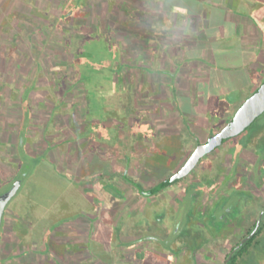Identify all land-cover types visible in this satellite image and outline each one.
<instances>
[{
    "label": "rangeland",
    "instance_id": "374dc122",
    "mask_svg": "<svg viewBox=\"0 0 264 264\" xmlns=\"http://www.w3.org/2000/svg\"><path fill=\"white\" fill-rule=\"evenodd\" d=\"M163 1L166 10L187 16L202 6L197 0ZM63 3L0 0L4 68L20 64L13 52L20 48L29 58L23 70L30 74L36 59L43 73L25 76L26 89L18 88L19 79L15 88H0V194L10 185L2 180L15 170L9 182L21 181L5 206L0 264H192L177 241L175 229L184 225L187 211L178 208L179 199L145 194L138 203L145 207L136 212L128 193L136 180L149 190L175 174L197 147V136H206L199 124L220 125L229 117V97L253 91L264 68V43L242 56L223 49L228 56L208 63L206 46L218 47L223 35L235 31L220 7H208L210 15L196 31L198 39L216 35L218 42L190 45L183 36L176 46L172 20L150 19L156 8L140 0ZM248 14L264 29V0ZM150 59L155 67L173 64L172 72L183 70L196 81L188 79L184 94L172 87L161 95L160 82L149 88L139 77L160 73L141 66ZM129 158L140 160L139 176L119 185ZM260 256L264 264V249Z\"/></svg>",
    "mask_w": 264,
    "mask_h": 264
},
{
    "label": "flooded vegetation",
    "instance_id": "af4514ba",
    "mask_svg": "<svg viewBox=\"0 0 264 264\" xmlns=\"http://www.w3.org/2000/svg\"><path fill=\"white\" fill-rule=\"evenodd\" d=\"M63 17H66V12L61 16ZM260 28L264 30L262 26ZM256 40L262 45L264 33ZM38 64L40 67L39 62ZM258 75L260 76L253 82L255 84L251 87L254 89L249 95L245 98L240 95L229 97V104L226 106L228 110L225 112L229 117L224 122L217 125L218 120H213L199 124L201 130L207 132L206 136H197V146L229 123L242 103L264 82V68ZM170 117L179 121V116L174 113ZM203 157L207 160L202 167L195 169ZM201 158L192 170L175 182L165 184L166 179L149 186L152 187L149 190H145L138 180L134 185L142 195L155 196L159 193L160 198L179 199L178 208H185L187 211L184 225L175 231L177 241L181 242L182 252L192 264H259L257 259L263 258L260 253L264 249V108L247 126ZM135 170L138 171V168L135 167ZM15 174L2 180L1 185L10 184L7 190L18 182H9ZM172 184H176L178 190L171 191L169 188ZM8 219L4 208L0 227ZM141 256L140 254L139 257Z\"/></svg>",
    "mask_w": 264,
    "mask_h": 264
},
{
    "label": "crops",
    "instance_id": "0c3cea01",
    "mask_svg": "<svg viewBox=\"0 0 264 264\" xmlns=\"http://www.w3.org/2000/svg\"><path fill=\"white\" fill-rule=\"evenodd\" d=\"M141 4L144 7L152 10L154 9V12L156 13L154 16H150V19H152L153 17L156 16H160L161 18L165 19V18H169L172 20L173 22V29L170 32V34H172L173 30H174V35L175 36V43L176 46L177 44H179L178 39H182L184 37L188 38V44H193L195 42L197 43H202L205 42L206 45L210 42L212 43H216L218 42L219 38L216 35H212V36H206L204 38H202L201 40L198 39L200 38L199 36H196L197 32L199 30V26L203 25L202 23H204L207 19V17L210 15L208 13V7H220L223 10H226L225 12L226 15L224 16L226 21H229L231 23H234L236 26L234 28V32H229L228 34L223 35L222 40L220 41L221 44L218 45V47H216V45H213V48L208 47V45L205 47L207 50L203 53L204 56L206 57V61L208 63H213L214 61V56H217L219 54V56L223 57V56H228V55H235V56H242L244 51L247 49H249V46H258L260 44H258L256 38L259 37L260 34L264 33V30H259L258 26H254V24L257 23V18H255L253 15H249L248 11H251L253 7H255L257 0H197L200 1V3H202L201 9L200 10H193L192 13L190 12L189 15L187 16V13H180L179 11L176 12H172L170 10H166L165 6V2L163 0H140ZM204 3L207 5L204 6ZM162 11V13L158 12L159 9ZM146 27L148 26L147 23H143L142 27ZM258 27V28H257ZM186 31H188L190 34L187 35ZM166 36V35H165ZM184 36V37H183ZM172 38V36H168V38ZM228 49V50H232L233 52H231L230 54L226 55L224 54L225 52H223V49ZM1 50V49H0ZM220 50V51H219ZM222 50V51H221ZM13 52L15 54H17V56L19 57L20 64H14L15 67H13L14 69H12L11 71H7L6 66L4 68V65L8 64L5 56L3 55V50L0 51V88H6L8 87L9 83L10 85L14 84L15 79H19L21 80V85L18 86V88L21 89H26L28 88L27 84L25 83V76L31 77L32 75H34L35 73L37 74L39 71H41V75H43L42 70L39 67L38 64V60H32L35 62V69L36 71L32 70V72L29 74L27 72V70H23L25 61L29 58H25L23 57V51L20 48H16L13 50ZM220 52V53H218ZM10 61V60H9ZM11 63V61H10ZM141 63L139 64H134V69L133 71L136 72L138 71L137 67L140 66ZM147 64V65H146ZM168 66L164 65V66H157L155 67L154 64H151V59L149 60V62H143V64L141 66H144V68H150V70L153 71H158L160 73L156 74V75H146L144 73L141 74V72H139V77L140 79L144 80V84H149V88H153L152 84H154L153 82H160L162 84V90H160V94L161 95H168L170 94V89L173 87V89H175L179 94H184L186 90H188V85H187V81L188 79L193 81L195 80L194 76H190L187 74H184L181 70L180 71V75L176 74L177 72H172V70H174L176 67L173 64H167ZM19 67H21L19 69ZM198 72H205V68H198L197 69ZM200 70V71H199ZM61 70H56V71H52L53 74H56V72H59ZM191 72V70H187V73ZM13 75L14 78H10ZM201 76V74H199ZM8 79V80H7ZM23 83V85H22ZM13 88H15V84L12 85ZM24 87V88H23ZM156 95V94H155ZM5 97L4 94L1 92L0 90V98ZM155 98V97H154ZM153 100H157L159 101V99H153ZM174 115H176L178 117L177 114L174 113ZM179 119V118H177ZM119 165V164H118ZM99 166V165H98ZM101 166V165H100ZM124 166V173H122V176L119 177V181L118 184L119 185H123L124 182H126V179H131V176H139V171L135 170V167H140V160L139 161H134L132 159H127L126 162L123 164ZM102 167V166H101ZM99 168V167H98ZM137 179V178H136ZM112 182V181H111ZM142 183V182H140ZM145 183V182H144ZM147 184V183H146ZM132 189L130 191V195H128L127 198H131V202L130 205L131 207H133L134 211L139 212L141 209L143 210L145 207V203L144 205L142 204V206L140 207L138 205V203L142 200V194L140 193L139 189H137V187H135V185H131ZM105 216H108V212L106 214H104ZM81 226H83L85 229L88 227V224L86 223H80ZM3 231H5V228L3 229ZM31 259H41V257H31Z\"/></svg>",
    "mask_w": 264,
    "mask_h": 264
},
{
    "label": "water",
    "instance_id": "95a60500",
    "mask_svg": "<svg viewBox=\"0 0 264 264\" xmlns=\"http://www.w3.org/2000/svg\"><path fill=\"white\" fill-rule=\"evenodd\" d=\"M264 108V82L257 90L247 98L238 108L229 123L220 130L217 134L212 135L206 142L199 144L192 154L189 156L182 168L173 176L165 181V184H170L184 177L198 160L206 153L213 150L216 146L222 143L228 137L236 134L254 118V116ZM21 182L18 181L9 190L0 195V224L4 208L11 196L16 192L17 187Z\"/></svg>",
    "mask_w": 264,
    "mask_h": 264
},
{
    "label": "trees",
    "instance_id": "16d2710c",
    "mask_svg": "<svg viewBox=\"0 0 264 264\" xmlns=\"http://www.w3.org/2000/svg\"><path fill=\"white\" fill-rule=\"evenodd\" d=\"M158 189H156V191H157Z\"/></svg>",
    "mask_w": 264,
    "mask_h": 264
}]
</instances>
